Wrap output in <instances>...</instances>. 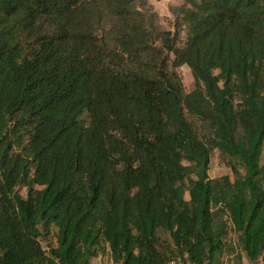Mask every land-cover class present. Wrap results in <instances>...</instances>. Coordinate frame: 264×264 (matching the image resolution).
<instances>
[{"label": "trees", "instance_id": "obj_1", "mask_svg": "<svg viewBox=\"0 0 264 264\" xmlns=\"http://www.w3.org/2000/svg\"><path fill=\"white\" fill-rule=\"evenodd\" d=\"M138 2L0 0V264H264V0Z\"/></svg>", "mask_w": 264, "mask_h": 264}, {"label": "rangeland", "instance_id": "obj_2", "mask_svg": "<svg viewBox=\"0 0 264 264\" xmlns=\"http://www.w3.org/2000/svg\"><path fill=\"white\" fill-rule=\"evenodd\" d=\"M190 0H139L138 6L142 9L148 12V14L154 16L155 18V23L156 26L162 30V31H169L171 33L174 32L175 30V25L176 23L179 22L180 17H181V12L184 9H190ZM199 1V0H195ZM185 41V32L184 30L181 29L180 33V40L178 42V46H182V44ZM172 57V56H171ZM176 73L178 74L182 85L185 89L186 92H190L194 88V81L192 79L190 70L186 66H182L178 69H176ZM261 164H264V147H263V152L261 156ZM243 174V172H241ZM208 176L210 179H216L220 178L222 176H228L230 181H233L232 174L228 170V168L222 163L218 152L214 151L211 155V160H210V165H209V170H208ZM21 195L24 196L25 191L22 189L20 190ZM185 199H187V195H185ZM53 230V234H54ZM50 235V244L53 246L55 245L53 236ZM233 234L228 235V240L233 239ZM47 243L44 241L42 242V246L46 247ZM231 257V256H230ZM242 260L243 264H252L250 263L243 254L239 256ZM229 258V257H228ZM227 258V259H228ZM110 257L107 251L104 253H101V255L96 258L91 260L90 264H110ZM241 260L239 261L240 264ZM237 256L236 257H231L227 260L226 264H236L237 263ZM253 264H261V262H256Z\"/></svg>", "mask_w": 264, "mask_h": 264}, {"label": "crops", "instance_id": "obj_3", "mask_svg": "<svg viewBox=\"0 0 264 264\" xmlns=\"http://www.w3.org/2000/svg\"><path fill=\"white\" fill-rule=\"evenodd\" d=\"M242 258V257H241ZM241 263H242V260H241ZM243 264V263H242Z\"/></svg>", "mask_w": 264, "mask_h": 264}]
</instances>
